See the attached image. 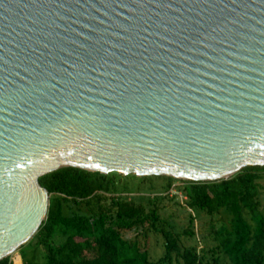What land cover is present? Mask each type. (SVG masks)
Masks as SVG:
<instances>
[{
    "label": "water",
    "instance_id": "obj_1",
    "mask_svg": "<svg viewBox=\"0 0 264 264\" xmlns=\"http://www.w3.org/2000/svg\"><path fill=\"white\" fill-rule=\"evenodd\" d=\"M264 167V0H0V261L63 168L214 182Z\"/></svg>",
    "mask_w": 264,
    "mask_h": 264
},
{
    "label": "trees",
    "instance_id": "obj_2",
    "mask_svg": "<svg viewBox=\"0 0 264 264\" xmlns=\"http://www.w3.org/2000/svg\"><path fill=\"white\" fill-rule=\"evenodd\" d=\"M151 178L163 179L167 194L179 181L71 167L40 178L50 194V207L28 244L41 246L46 260L28 259L22 252L26 244L20 249L23 264H264V167H247L214 182L179 181L188 211L228 220L200 235L203 241L212 238V244L205 242L200 251L184 242H201L191 214L188 226L179 228L157 205L147 207L121 197L130 190L127 179L142 184ZM152 235H159L163 244V253L155 259L151 258ZM0 264L13 263L8 257Z\"/></svg>",
    "mask_w": 264,
    "mask_h": 264
},
{
    "label": "rangeland",
    "instance_id": "obj_3",
    "mask_svg": "<svg viewBox=\"0 0 264 264\" xmlns=\"http://www.w3.org/2000/svg\"><path fill=\"white\" fill-rule=\"evenodd\" d=\"M127 181L130 190L128 192H120L121 197L126 201L142 204L147 207L152 204L157 205L163 210V216L175 222L179 228H186L188 226L191 214L194 218L195 230L197 231L201 242L197 243L194 240H185L184 242L187 246L194 245L198 251L205 249V242H208L209 245L212 244V238L207 241H203L201 240L203 236L200 235H206L208 233L207 229H210L212 225L219 228V226L222 225L221 223H227L228 221L224 216L215 215L212 217L208 215L206 216L204 213L199 214L198 212L188 211L186 196L183 194V191L179 189L184 186L182 182H179L180 180L173 183L174 190L170 191V194H167V192L163 190L165 187L163 179L151 178L149 180H145L142 184H137L136 179H127ZM166 195L167 197L165 199L161 198ZM150 245L152 259L159 257L163 253L162 239H160L159 235L151 236ZM22 252L24 253L23 255L33 262L43 263L46 260L44 249L41 246L36 245V243L26 245ZM21 253L20 250H18L9 256L13 264H23Z\"/></svg>",
    "mask_w": 264,
    "mask_h": 264
},
{
    "label": "flooded vegetation",
    "instance_id": "obj_4",
    "mask_svg": "<svg viewBox=\"0 0 264 264\" xmlns=\"http://www.w3.org/2000/svg\"><path fill=\"white\" fill-rule=\"evenodd\" d=\"M174 187V186H173Z\"/></svg>",
    "mask_w": 264,
    "mask_h": 264
}]
</instances>
